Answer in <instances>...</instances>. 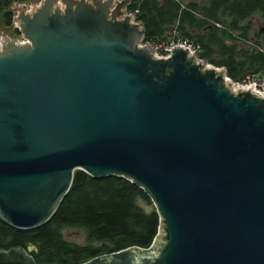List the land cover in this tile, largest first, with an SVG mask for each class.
I'll use <instances>...</instances> for the list:
<instances>
[{"label":"water","instance_id":"1","mask_svg":"<svg viewBox=\"0 0 264 264\" xmlns=\"http://www.w3.org/2000/svg\"><path fill=\"white\" fill-rule=\"evenodd\" d=\"M32 1L0 30V219L44 224L80 169L131 181L159 216L148 247L80 264H264V77L243 86L183 41L158 52L130 0Z\"/></svg>","mask_w":264,"mask_h":264},{"label":"trees","instance_id":"2","mask_svg":"<svg viewBox=\"0 0 264 264\" xmlns=\"http://www.w3.org/2000/svg\"><path fill=\"white\" fill-rule=\"evenodd\" d=\"M24 1L0 0L2 22L12 24L10 6ZM126 9L142 24L146 43L187 38L231 78L264 75V48L247 21L264 11V0H130ZM158 225L156 209L140 187L123 177L95 178L76 169L67 195L44 224L20 229L0 219V249L34 244L30 253L37 264H80L129 246L148 247ZM71 228L83 230L82 242L66 237L64 230Z\"/></svg>","mask_w":264,"mask_h":264},{"label":"built area","instance_id":"3","mask_svg":"<svg viewBox=\"0 0 264 264\" xmlns=\"http://www.w3.org/2000/svg\"><path fill=\"white\" fill-rule=\"evenodd\" d=\"M39 3H40V2H39ZM26 6H27V5H26ZM31 6H32V5H31ZM31 6H30V7H31ZM30 7H28V8H30ZM128 14H129V12H128ZM134 18H135V16H134ZM14 22H15V21H14ZM19 37H22V34H21V33H20ZM175 41H183V42H186V43L189 45V47H190L191 49H198V50H197V58H198V59H203V58L201 57V55L199 54V51H200V45H199L198 43H196V42H193V41L190 40V39H187V38H185V39H181V38L174 39V38L172 37V38H170V39H168V40H166V41H164V42H162V43H160V44L155 45V48H156L157 51L160 52V53H166V52H168V51L171 49V46H172V44H173ZM141 42H144V40L142 39ZM203 60H204V59H203ZM204 61H205V60H204ZM205 63L214 66L213 64H211V63H209V62H207V61H205ZM214 67H215V68H219V67H217V66H214ZM224 75L228 76L226 72L224 73ZM228 77L231 78L230 76H228ZM231 79H233V78H231ZM234 80L238 81L241 85L246 86V85H248L250 82H252V81L254 80V76L247 74V75L243 76L241 79H234ZM255 85H256L258 88H260V89L264 92V81H263V80H259V81H257V82L255 83Z\"/></svg>","mask_w":264,"mask_h":264},{"label":"rangeland","instance_id":"4","mask_svg":"<svg viewBox=\"0 0 264 264\" xmlns=\"http://www.w3.org/2000/svg\"><path fill=\"white\" fill-rule=\"evenodd\" d=\"M39 2H40V0H39ZM14 3L10 6V9L13 10V13L15 14L17 10H16V6L14 5ZM19 3H21L22 5H27V7H30L33 4V2H31L29 0H26L24 2H19ZM2 20H3L2 19V15L0 14V30L3 27H6V28L10 29L13 26V24L15 23L14 21H12V24L6 25L4 22H2ZM16 33H17L18 36L20 35V32L18 33L16 31ZM64 233H65L66 237L69 240H71V241H75V242L80 243L84 239V232H83V230L78 229V228L66 229V230H64Z\"/></svg>","mask_w":264,"mask_h":264},{"label":"flooded vegetation","instance_id":"5","mask_svg":"<svg viewBox=\"0 0 264 264\" xmlns=\"http://www.w3.org/2000/svg\"><path fill=\"white\" fill-rule=\"evenodd\" d=\"M252 21V29H253V37L256 39V41H259L262 43L264 48V11L260 14L251 15L250 18L247 19ZM218 26H220L219 23H217ZM209 27L211 24L208 25Z\"/></svg>","mask_w":264,"mask_h":264}]
</instances>
